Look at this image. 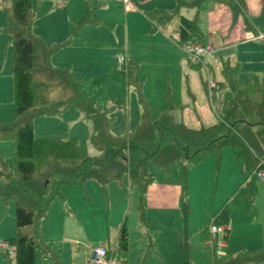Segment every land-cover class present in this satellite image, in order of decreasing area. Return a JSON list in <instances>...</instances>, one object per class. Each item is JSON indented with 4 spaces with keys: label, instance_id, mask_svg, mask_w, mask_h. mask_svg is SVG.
Instances as JSON below:
<instances>
[{
    "label": "rangeland",
    "instance_id": "obj_1",
    "mask_svg": "<svg viewBox=\"0 0 264 264\" xmlns=\"http://www.w3.org/2000/svg\"><path fill=\"white\" fill-rule=\"evenodd\" d=\"M160 1L132 0L134 4L143 5L129 11L121 6L118 0H106V3L103 0H66L64 4L62 0H31L36 13L31 24V32L46 44L62 43L50 57L52 66L69 67L71 74L78 78L83 94L89 99H94L97 105L111 106L121 103V107L116 106L110 112L109 131L114 134L130 130L139 119L140 105L137 90L134 88L135 81L141 83V93L153 117H156L161 109L171 105L174 120L194 128L199 127L200 121L204 125L217 121V116L209 106L203 83L208 89L207 81L214 82L213 91L218 92L215 93L216 97L222 94L217 83L223 79L214 63L219 57H236L234 58L238 60V70L234 75L236 80L251 82L257 77L264 81V4L260 6L254 2L251 5L254 16L252 21L258 30L257 36L237 47L231 44L224 45L218 35L208 31L207 9L200 6L197 25L203 30V36L199 41H208L212 44L214 48L212 53L216 57L213 61L206 58L208 62L206 72L203 66L188 61L184 49L186 44L180 48L173 43L171 27H156V30L152 31V25L144 16L143 8L159 6ZM2 4L5 5L1 8ZM9 6V0L7 2L0 0L1 29L7 23L6 13ZM184 9L186 7L180 8L179 11L186 16ZM84 16L86 22L78 25ZM10 41L11 35L1 30L0 120H10L13 116ZM82 41L85 43L81 44ZM119 53L126 56V64L128 61L134 63L135 70L129 69L128 74H121L115 70L114 66L119 67L117 64ZM126 64L122 67L126 68ZM34 127L35 134L42 135L41 137L76 138L81 154L89 156L96 154V150L89 142L90 122L82 118L74 104H69L57 115H41L36 119ZM242 134L249 141L245 131H242ZM244 146L246 147L245 143L241 141L237 147L224 145L220 150L219 166L216 165L214 156L210 155L200 163L192 165L186 173L189 264H211L213 254L222 255L227 251L236 253L241 249L256 250L264 246V182L256 177L255 190L249 196L248 185L245 182L252 169L245 162L248 153L246 149H241ZM238 150H242L241 155ZM0 156L6 161L9 169L13 170L12 139H0ZM260 157L264 161V152ZM148 168L154 174V182L157 184H178L182 181L176 163L165 172L149 160ZM85 187L84 191L80 184L62 186L64 203L69 206L70 213H75L82 219L81 225L73 226L70 230L73 241H68V244L62 246L65 264H84L91 244L112 245L116 225L124 215L131 243L136 242L133 245L138 247V234L141 231L134 229L140 224L136 215L138 187L127 186L125 191L117 181H111L107 184L106 195L95 182L88 181ZM3 204H5L3 211L11 216L5 220L11 221L13 230L14 201L8 199ZM222 207H225L230 220L228 225L231 228L232 223L234 231L226 238H223V234H212L209 231L210 237L206 243L201 239L199 230L205 226L210 227L213 217ZM55 209L53 208L54 212ZM59 211L61 212V209ZM172 212L173 210L169 209L165 214L158 215L167 220L169 234L172 229L175 230L170 223L171 218L175 217ZM176 214H179L181 219L179 211H176ZM158 216H153V219ZM6 228L7 226H0V240L5 239L1 232ZM170 235L175 237L173 234ZM154 238L152 235L151 241L154 242ZM225 242L228 243L227 248L223 247L222 243ZM131 243L129 241V244ZM12 258L13 255H6L4 259L6 264H14ZM243 264H264V259Z\"/></svg>",
    "mask_w": 264,
    "mask_h": 264
},
{
    "label": "trees",
    "instance_id": "obj_2",
    "mask_svg": "<svg viewBox=\"0 0 264 264\" xmlns=\"http://www.w3.org/2000/svg\"><path fill=\"white\" fill-rule=\"evenodd\" d=\"M206 0H177L169 9L154 8L146 11L147 16L159 27L173 25L177 38L174 42L183 48L200 35L197 16L187 18L179 13L180 7L198 8ZM237 6L236 0H216ZM7 23L2 28L11 35L13 116L10 120H0V139L10 138L14 143V169L7 166L0 156V198L4 202L12 199L14 211V235L6 239L13 247L14 264H35L37 251L49 258L52 264H61L60 255L53 249L52 241L41 237L40 220L46 216L53 198L63 197L62 186L80 184L84 191L87 181L95 182L106 195L107 184L117 181L123 188L124 176L128 186L136 185L139 190L138 218L144 221L146 193L154 181V174L148 168L153 161L164 169L176 163L183 183L180 210L183 221L188 216L186 197V173L188 169L214 155L216 164L221 160V147H237L245 143L248 155L247 166L251 167L246 180L249 196L255 190V178L264 168L261 154L264 152V81L254 78L251 82L235 79L238 64L221 62L222 81L218 82L220 99H209V106L217 116V121L208 126L189 127L184 122L173 120L170 105L160 110L156 117L150 114L149 106L141 93V83L135 81L140 105L139 120L130 130L121 134L109 131L110 112L121 103L100 106L94 99L87 98L79 87L78 78L69 67L52 66L50 57L60 44H46L31 32V24L36 17L31 0H9ZM84 16L79 24L85 23ZM133 62L126 68L115 70L128 74L135 70ZM69 104H75L82 115L89 119L92 128L90 144L97 150L93 156L79 152L76 138L36 137L33 132V119L41 115H55ZM245 131L249 141L242 134ZM235 137H238L237 139ZM242 150H238L239 155ZM252 155V156H250ZM250 198V197H249ZM226 214L222 207L215 216V224H223ZM128 226L124 218L117 229L116 249L108 252L122 264L128 252ZM210 237L207 228L201 231V239ZM226 238V235L223 236ZM215 253V251H214ZM264 259V246L256 250L241 249L222 255L213 254L212 264H243ZM183 264H189L187 243Z\"/></svg>",
    "mask_w": 264,
    "mask_h": 264
},
{
    "label": "crops",
    "instance_id": "obj_3",
    "mask_svg": "<svg viewBox=\"0 0 264 264\" xmlns=\"http://www.w3.org/2000/svg\"><path fill=\"white\" fill-rule=\"evenodd\" d=\"M7 1L8 0H4V2H7ZM118 1L120 2L121 6H122V0H118ZM62 2H63L62 4H64L66 2V0H62ZM103 2L106 3V0H103ZM254 2L260 6L264 4V0H236L237 6H232V5L229 6L228 4L223 3L221 1L206 0V1L202 2L197 9L189 7V6H183V7H186V9H184V11H185L184 14H186V16L181 14L180 11H179V13L185 17L188 16L187 18H193V17L197 16L200 6H203L205 9H207V12L205 10H203V11L206 12V21L208 24V31L211 32V34H213V35H218L220 37V41H222L224 45L231 44L234 47H237V46L244 45L246 42L251 41L252 39H254V37L257 36L256 33L258 30L252 21L254 16L252 15L251 5ZM176 4H177V0H161L159 6L153 5V7H144L143 8L144 9V16L148 19V21L152 25V31L156 30V27L157 28L171 27L172 33L177 35L173 25H168L165 27H159L146 14V11H148L150 9H154L157 7L161 8V9H169V8L174 7ZM4 5L5 4H2L1 8ZM140 5H143V4L138 3V5H137V4H134L131 0L130 8L128 10L130 11V10H133L134 8H138V6H140ZM183 7H180V8H183ZM200 16H201V14H200ZM201 19H202V16H201ZM1 30L2 29L0 28V31ZM202 36H203V30L201 29L199 37H197L194 42L199 43L201 45L209 44L208 41L207 42L199 41L200 40L199 38H201ZM169 37L171 38V35H169ZM84 43L85 42H83V41L81 42V44H84ZM173 43L176 44L175 42H173ZM10 44H11V41H10ZM78 44H80V43H78ZM78 44H76V46H79ZM177 46H179V45H177ZM223 47H221V48H223ZM180 48H182V47H180ZM212 51L207 53L205 56V58H207L208 60H211V61H213V59L216 58L214 56V54L212 53ZM241 57L242 56H240V58ZM234 58H236V57L235 56L227 57V58L219 57L218 60H215L214 63L216 64V68L218 69L219 73H220L221 62H223V61H229L231 64H238V60L237 59L235 60ZM11 72H12V64H11ZM11 72H10V74H11ZM220 75H221V73H220ZM221 77H222V75H221ZM12 97H13V82H12ZM77 109L79 110L78 107H77ZM79 112H80V110H79ZM139 114H140V111H139ZM81 115H82V113H81ZM44 116H47V115H44ZM38 117H41V116H38ZM38 117H35L33 119V132H34V135L36 137H41L42 135L38 136L35 134L34 123H36V119ZM172 117L174 120V116H172ZM82 118L87 119L83 115H82ZM87 120L90 122V131H91V128H92L91 121L89 119H87ZM175 122H178V121H175ZM213 123H211V124H213ZM211 124H208V125H211ZM208 125H204L201 121L199 122V127L208 126ZM192 128H194V127H192ZM195 128H198V127H195ZM90 131H89V134H90ZM96 154H97V150H96ZM200 162H198V163H200ZM198 163H196V164H198ZM196 164H194V165H196ZM178 172H179V170H178ZM123 184L125 185V187L128 186V180H127L126 176H124V178H123ZM123 189L126 191V188H123ZM182 193H183L182 181H179L178 184H157L156 182L153 181L149 185V187L147 189V193H146V203L147 204H146L145 210H144V221L141 220L140 218H138V220L140 221V224L137 227L134 225L135 226L134 229L141 231L138 234V236H139L138 247H135L133 245V244H136V242L131 243L132 242L131 235H130L129 230H128V233H129L128 241H130L131 244H129L126 259L124 262H122V264H183L184 254H185V241H186V243L188 242L189 210H188V216H187L186 221H183L182 213L180 210V201H181ZM64 200H65L64 193H63V197L57 196V197L53 198L50 205H49L46 216L43 217L39 223V231H40L41 237L44 239L52 241L53 249L57 250L59 255H60L61 264H65V261L63 258L64 257V253H63L64 251L62 249L63 248L62 246L64 244L65 245L68 244L69 243L68 241H73L72 240L73 237H71L72 235H70V234H72V232H70V230L72 229L73 226L78 227V224L81 225V222H82L81 217L78 218L77 214L70 213L69 206L64 203ZM3 203H6V202L1 200V198H0V226H7V228L5 230L2 229L1 236H3L5 238L4 240H6V239L11 238L14 235L15 229L12 230L10 220H5V218L10 216V215H8L5 212V210L3 211L2 208L5 205ZM137 205H138V203H137ZM53 208L54 209L56 208L55 209L56 212H54ZM58 208L61 209V212L59 211ZM4 209H5V207H4ZM147 209H149V210H147ZM164 209L173 210L172 214L173 215L175 214V217L171 218V222H170L171 225L175 228V230L172 229V232L170 234L175 235V237H173L169 234V230L167 229L169 224H168L167 220H164L162 217L158 216L159 214H162V215L165 214L166 210H164ZM136 211H137L136 215L138 217V215H139L138 206L136 208ZM176 211H179L181 219L179 218V214H176ZM5 213H6V215H5ZM147 213H149V216H147ZM226 214L223 216L222 219L226 222V224H228V222H230V220H229L228 214L227 215ZM153 216H158V217L156 219H153ZM215 216L213 217V220H214ZM124 218L126 219V215H124L120 219L119 223H117V225H116L115 237H114V241H113L112 245L116 242L117 229H118L119 225L121 224V222ZM13 219H14V216H13ZM213 220H212L211 224L214 223ZM230 224H231V228L228 225L229 230L224 234V235H226V237L229 236V233L231 234L234 231L233 224L232 223H230ZM50 226L52 228H49ZM181 228H182V230H181ZM204 228H207V230L209 231L208 226L200 228V230H199L200 231L199 232L200 237H201V231ZM152 235H153V237H155L154 242L151 241ZM209 235H210V232H209ZM204 241H206V243H208L207 240H204ZM91 245H94V244H91ZM112 245L108 244V245H103V246L111 249ZM90 246L88 247V251H87L86 256L84 258V261H83L84 264H87ZM223 247L227 248L228 243L227 242L223 243ZM1 253H2V255H1L2 258L0 256V264H6L4 259H5L7 254H5L3 252H1ZM187 254H188V250H187ZM40 257H43V258H40ZM114 257H115V255H114ZM8 260L10 261V259H8ZM35 264H52V262L45 255H43L39 251H37L36 258H35ZM116 264H118L117 260H116Z\"/></svg>",
    "mask_w": 264,
    "mask_h": 264
},
{
    "label": "built area",
    "instance_id": "obj_4",
    "mask_svg": "<svg viewBox=\"0 0 264 264\" xmlns=\"http://www.w3.org/2000/svg\"><path fill=\"white\" fill-rule=\"evenodd\" d=\"M131 4V0H122V5L125 9H129ZM173 39L177 38V35H172ZM185 52L188 56V61L192 64H198L204 67V69L208 70L207 59L205 58L206 54L213 50L211 44L201 45L196 42L188 43L184 46ZM117 64L119 65L118 68H122L126 64V56L123 53H119L117 56ZM208 82V96L209 99L214 96L216 100L220 99L216 97L218 92L213 91L215 88V84L212 81ZM259 178L264 182V168L258 172ZM229 230L228 224L223 225H216L212 223L209 227V231L212 234H225ZM221 244V243H220ZM223 244V243H222ZM221 244V245H222ZM117 247L116 243H114L111 247V250H115ZM89 257L87 260V264H116V260L113 255L108 252V248L101 245V244H94L91 245L89 248ZM0 251L7 254V255H15L14 247L7 241V240H0Z\"/></svg>",
    "mask_w": 264,
    "mask_h": 264
}]
</instances>
